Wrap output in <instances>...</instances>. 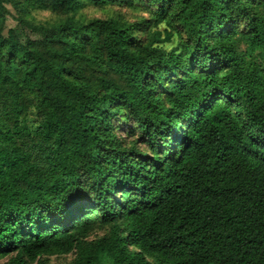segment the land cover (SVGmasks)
<instances>
[{"label":"trees","instance_id":"16d2710c","mask_svg":"<svg viewBox=\"0 0 264 264\" xmlns=\"http://www.w3.org/2000/svg\"><path fill=\"white\" fill-rule=\"evenodd\" d=\"M67 255L264 264V0H0V260Z\"/></svg>","mask_w":264,"mask_h":264},{"label":"rangeland","instance_id":"374dc122","mask_svg":"<svg viewBox=\"0 0 264 264\" xmlns=\"http://www.w3.org/2000/svg\"><path fill=\"white\" fill-rule=\"evenodd\" d=\"M121 14H123L126 17L130 18L131 21L134 20V15H132V14H130L128 12L123 11V13L121 12ZM94 16L102 17V15L99 14V13L94 14ZM47 17H48V15L45 14V13L44 14H39L37 16V18H39V19H45ZM13 18H14V12L10 9V15L7 17V20H6V29H14L16 27L17 23H16V21ZM34 121H35V119H33L32 117H30L28 119V122L31 125H34ZM102 235H103V232L102 231H94V232L91 233V239L100 237ZM72 258H73V255H67L65 257H58V258H56V257H49L48 260H47V264H62V263H67ZM8 261H9V258L1 259L0 260V264H7Z\"/></svg>","mask_w":264,"mask_h":264}]
</instances>
